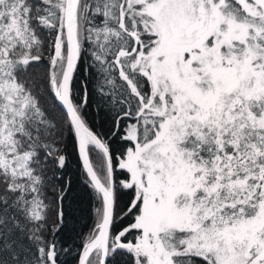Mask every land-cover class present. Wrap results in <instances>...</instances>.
Segmentation results:
<instances>
[{"label": "snow or ice", "instance_id": "snow-or-ice-1", "mask_svg": "<svg viewBox=\"0 0 264 264\" xmlns=\"http://www.w3.org/2000/svg\"><path fill=\"white\" fill-rule=\"evenodd\" d=\"M73 251L264 264V0H0V264Z\"/></svg>", "mask_w": 264, "mask_h": 264}, {"label": "trees", "instance_id": "trees-1", "mask_svg": "<svg viewBox=\"0 0 264 264\" xmlns=\"http://www.w3.org/2000/svg\"><path fill=\"white\" fill-rule=\"evenodd\" d=\"M90 120H95L97 130L104 132L106 126L102 124L95 112L89 110ZM71 152V148L69 149ZM68 177L72 181V190L69 197L64 202V209L67 214L68 229L62 234L65 242H70L69 247L75 248L80 243V234H87L94 221L95 201L92 197L91 190L83 183L84 175L76 156L72 155V164L68 172ZM76 252L61 256L65 264H74Z\"/></svg>", "mask_w": 264, "mask_h": 264}]
</instances>
